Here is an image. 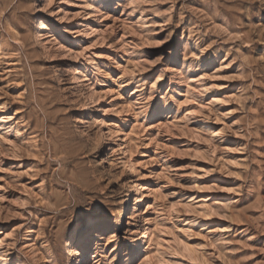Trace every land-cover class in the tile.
<instances>
[{
	"label": "rangeland",
	"instance_id": "obj_1",
	"mask_svg": "<svg viewBox=\"0 0 264 264\" xmlns=\"http://www.w3.org/2000/svg\"><path fill=\"white\" fill-rule=\"evenodd\" d=\"M87 250L264 264V0H0V264Z\"/></svg>",
	"mask_w": 264,
	"mask_h": 264
},
{
	"label": "bare ground",
	"instance_id": "obj_2",
	"mask_svg": "<svg viewBox=\"0 0 264 264\" xmlns=\"http://www.w3.org/2000/svg\"><path fill=\"white\" fill-rule=\"evenodd\" d=\"M42 1H45V0H41V2ZM44 29V25H43V23H41L40 25H39V28H38V30H37V32L38 33H40L42 30ZM135 189H134V192L135 193H137L138 194V192L140 191V189H141V186H140V183L139 182H136L135 183ZM128 197V198H127ZM127 197H125L124 199H126V202L127 201H129L130 199H131V201H133V198H132V195H130V197L129 196H127ZM140 201H141V199H140ZM139 212H140V219H138V222L140 221V222H142L143 220H142V217H143V214H142V212L139 210ZM119 214L121 215V217L122 218H126V214H127V212H126V207L125 206H123L122 208H121V211H119ZM136 226L137 227H140V225H137L136 224ZM104 228H106V225L105 224H102V223H99V224H96L92 229H90V230H88L87 232H89V237L90 238H94V237H97V236H99L100 235V233H101V231L104 229ZM81 234H82V231L81 230H79V231H76L75 233H73L68 239H67V241H66V254H69V255H71V254H73V241L77 238V239H79V237L81 236ZM91 254H90V251L89 250H87L86 252H85V254H83L81 257H82V261L79 263V264H81V263H84L85 262V260L90 256ZM69 264H76V259H74V256H71V262L69 263Z\"/></svg>",
	"mask_w": 264,
	"mask_h": 264
}]
</instances>
